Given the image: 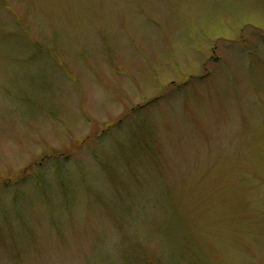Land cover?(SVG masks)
Segmentation results:
<instances>
[{"label": "rangeland", "instance_id": "374dc122", "mask_svg": "<svg viewBox=\"0 0 264 264\" xmlns=\"http://www.w3.org/2000/svg\"><path fill=\"white\" fill-rule=\"evenodd\" d=\"M0 264H264V0H0Z\"/></svg>", "mask_w": 264, "mask_h": 264}]
</instances>
